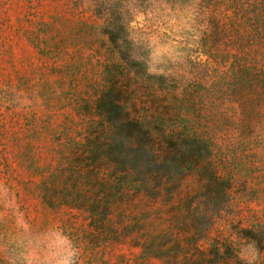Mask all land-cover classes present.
I'll return each instance as SVG.
<instances>
[{"label":"rangeland","instance_id":"1","mask_svg":"<svg viewBox=\"0 0 264 264\" xmlns=\"http://www.w3.org/2000/svg\"><path fill=\"white\" fill-rule=\"evenodd\" d=\"M189 208L261 262L264 0H0V264H167Z\"/></svg>","mask_w":264,"mask_h":264},{"label":"trees","instance_id":"2","mask_svg":"<svg viewBox=\"0 0 264 264\" xmlns=\"http://www.w3.org/2000/svg\"><path fill=\"white\" fill-rule=\"evenodd\" d=\"M159 164L160 162L156 158H151L145 163V166L148 168ZM139 169L142 170L141 165H134L130 167V172L135 173ZM150 174V172H147L141 178L132 176L125 179L124 183L130 187L134 195L144 192L148 198L155 200L158 196L155 192V186L159 184L160 179L156 175ZM215 177L212 179L213 183L219 179ZM172 180H174V186L181 181V179L174 178ZM119 186L120 184H117V191L114 196L121 198L122 193ZM180 217L178 216L174 222L173 230H175L174 235H176L174 239L170 236L171 240L160 245H148L146 242L138 244L143 248L144 254L165 259L167 264H256L242 261L239 257V249L230 240L213 239L208 242L207 246H204L203 242L208 239L213 230V212H207L199 208H189L186 215L183 218ZM133 225L131 226L133 227ZM127 228L122 231L125 232ZM238 232L239 238L246 239L255 247L257 255L261 259L259 264H264V238L262 233L254 228L239 229Z\"/></svg>","mask_w":264,"mask_h":264}]
</instances>
